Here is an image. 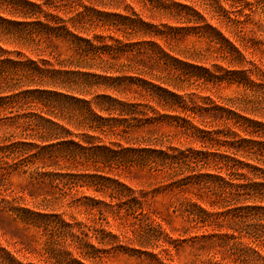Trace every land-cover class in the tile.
<instances>
[{
	"label": "trees",
	"instance_id": "obj_1",
	"mask_svg": "<svg viewBox=\"0 0 264 264\" xmlns=\"http://www.w3.org/2000/svg\"><path fill=\"white\" fill-rule=\"evenodd\" d=\"M85 1L90 0H0V117L12 129L0 139V176L18 171L46 193L33 208L4 199V209L24 226L66 243L60 261L68 264H98L107 249L121 247L114 245L119 236L109 217L119 228L125 220L148 219L138 226L144 242L133 251L153 245L166 252L159 236L165 221L146 212L141 196L117 177L137 169L167 187L194 189L186 213L209 227L201 238L211 240L213 250L201 264H264V69L251 61L253 69L217 75L170 54L179 32L200 31L229 67L242 65L238 45L247 48L242 36L252 4L212 5L216 24L233 41L177 2L137 0L181 27L154 24V16L145 19L129 4L122 7L125 13H114ZM57 43L66 56L50 49ZM121 56L130 63L115 68L111 60ZM180 67L205 71L208 81L241 85L248 93L228 100L229 107L208 98L187 101L177 92ZM94 87L109 93L95 95ZM152 124L172 126L200 147L132 137ZM107 192V202L97 197ZM80 205L88 212L83 220L56 213ZM55 240H48L46 252ZM160 253L149 255L162 264Z\"/></svg>",
	"mask_w": 264,
	"mask_h": 264
},
{
	"label": "rangeland",
	"instance_id": "obj_2",
	"mask_svg": "<svg viewBox=\"0 0 264 264\" xmlns=\"http://www.w3.org/2000/svg\"><path fill=\"white\" fill-rule=\"evenodd\" d=\"M170 1L194 8L205 18L208 24L219 26L212 16V5L215 0H166L165 2L169 3ZM85 2L96 6L98 9L114 13H125L122 7L129 4L145 19L150 20L149 16H154L155 19H151L154 24H167L172 27L183 26L181 23L170 19V17L152 13L149 8L137 0H125V3H121L119 0H90ZM249 2L252 4L253 14L242 36L243 42L247 43V48L238 45L246 60L242 62V65L236 68L229 67L223 61L219 52L213 48V44H209L200 35V31L179 32L170 42L172 48L170 54L184 62L204 68L217 75H222L224 69H253L251 61L258 68L264 69V0H249ZM100 4H106L105 6L107 7ZM182 13L186 14L184 10ZM199 23L200 26L203 25V22ZM220 30L231 40H235L224 26H221ZM6 48L13 49L12 46L8 45H6ZM50 49L54 53L60 54V57L66 56V49L62 44H54ZM111 61L114 62L115 68H119V65L130 63V59L125 56L112 59ZM215 66L220 69L216 70ZM95 72L100 71L95 70ZM153 72L166 77L171 76V74H168L171 71L163 68H155ZM179 72L181 77L179 81H176V84L180 86V89L177 92L185 97L187 101L191 100L194 103H199L201 99L208 98L221 106H226L228 100L248 93L241 85L229 84L225 81L217 83L208 81L210 80V74L199 69L180 67ZM187 74L192 78H187ZM201 76L207 80L202 79ZM92 91L95 95L107 92L102 87H94ZM229 106L227 105V107ZM248 117L259 120L254 115H248ZM4 123L5 121L0 117V139L12 131V129L6 128L3 125ZM132 137H144L152 140H156V138L167 139L179 148L200 147V143L195 141L194 138L166 124L145 126L141 132L133 134ZM117 177L137 195L141 196L146 212L165 221L162 223L165 233L159 234V236L162 238L163 248L167 249V251L162 252L161 249L153 245L147 246L146 249L142 248L141 253L133 251L140 250V245L138 244L144 242L141 234L138 233V226L146 224L148 219L143 218L142 223L138 219L125 220L124 227L121 226L119 228L118 222L112 221V218L109 217L113 231L119 236L118 241L114 245L121 247L107 249L103 253V259L98 264H159L154 257L149 255L157 254L158 252H161L162 264H201L211 258L213 252L209 245L211 240L201 238V235L208 234L211 230L209 227L202 228L200 224H196L194 219L187 215L185 209V204L189 199L194 201V196L191 194L194 193V189L183 192L176 188L167 187L165 181L137 169L121 171L117 174ZM45 195V189L31 182L26 174L14 171L0 176V264H68V261L67 263L65 260L60 261V258H62L60 256L66 251V243L54 238L55 236H52L49 232L45 233L40 229L24 226L14 220L10 211L8 212L4 209V206H6L4 199L7 201L15 199L20 206L33 208L40 203ZM85 195L92 196V192L86 191ZM107 195L108 192L98 194L97 197L107 202L109 200ZM56 213H63L65 219H70L73 216L78 221L83 220L88 215L82 205L74 209L64 207L56 210ZM51 239L56 240L50 247V251L46 252V244H50L48 240ZM143 251L146 253H143Z\"/></svg>",
	"mask_w": 264,
	"mask_h": 264
}]
</instances>
